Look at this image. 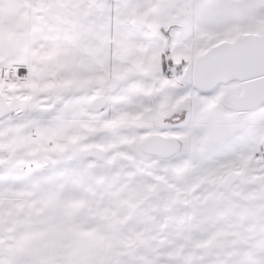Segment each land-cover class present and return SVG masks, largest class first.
I'll return each instance as SVG.
<instances>
[{
    "label": "snow or ice",
    "instance_id": "1",
    "mask_svg": "<svg viewBox=\"0 0 264 264\" xmlns=\"http://www.w3.org/2000/svg\"><path fill=\"white\" fill-rule=\"evenodd\" d=\"M0 264H264V0H0Z\"/></svg>",
    "mask_w": 264,
    "mask_h": 264
}]
</instances>
